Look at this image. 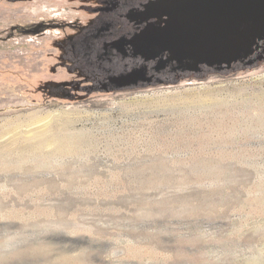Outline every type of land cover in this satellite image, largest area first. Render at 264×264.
Segmentation results:
<instances>
[{
    "label": "rangeland",
    "instance_id": "374dc122",
    "mask_svg": "<svg viewBox=\"0 0 264 264\" xmlns=\"http://www.w3.org/2000/svg\"><path fill=\"white\" fill-rule=\"evenodd\" d=\"M192 1L0 0V146L76 145L0 155V264H264V25Z\"/></svg>",
    "mask_w": 264,
    "mask_h": 264
},
{
    "label": "bare ground",
    "instance_id": "6f19581e",
    "mask_svg": "<svg viewBox=\"0 0 264 264\" xmlns=\"http://www.w3.org/2000/svg\"><path fill=\"white\" fill-rule=\"evenodd\" d=\"M110 143V142H109ZM114 143V142H113ZM92 145V144H91ZM111 145V144H110ZM76 145H74V143L69 142V141H65V140H58L55 139L53 137H48L45 139H32V140H20V141H11L7 144H3L0 146V155L2 154H11L12 150L18 152L19 156H22L23 158H30V159H36V158H43V159H54V158H60L59 156H65L68 154L69 151H72L73 148ZM126 147V146H125ZM133 147V146H132ZM115 149V148H114ZM84 150V149H83ZM89 150V149H88ZM87 150V151H88ZM117 150V149H116ZM121 152V151H120ZM75 153V152H74ZM81 153V152H80ZM85 153V152H84ZM89 153V152H88ZM126 153V152H124ZM108 155V154H107ZM126 155V154H125ZM68 156V155H67ZM73 156V155H72ZM76 157V155H75ZM64 158V157H63ZM62 158V159H63ZM80 158V156H79ZM78 158V160H79ZM119 158V157H118ZM64 160V159H63ZM62 160V161H63ZM82 160V159H81ZM86 160H87V156H86ZM2 161V160H1ZM6 161V160H5ZM59 161V160H58ZM28 162V160H27ZM30 162V161H29ZM36 162V161H35ZM26 163V162H25ZM33 163V160H32ZM3 164V163H2ZM35 164V163H33ZM61 164V163H60ZM78 164V163H77ZM38 165V164H37ZM83 165V164H82ZM7 166V165H6ZM9 166V164H8ZM11 166V165H10ZM35 166V165H34ZM67 166V165H66ZM73 166V165H72ZM13 168V167H12ZM48 168V167H47ZM102 168V167H101ZM37 169V168H36ZM33 169V170H36ZM78 169V168H77ZM92 169V168H91ZM38 170V169H37ZM36 170V171H37ZM51 170V169H50ZM54 170V169H53ZM21 171V170H20ZM65 171V170H64ZM74 171V170H73ZM115 171V170H114ZM77 172V171H75ZM86 172V171H85ZM108 172V171H107ZM112 172V171H111ZM55 173V172H54ZM78 173V172H77ZM114 173V172H113ZM121 173V171H120ZM70 174V172H69ZM76 174V173H75ZM81 174V173H80ZM61 175V174H60ZM65 175V174H64ZM72 175V174H71ZM74 175V174H73ZM84 175V174H83ZM65 177V176H63ZM73 178V177H72ZM81 178V177H80ZM106 178V177H105ZM108 178V177H107ZM19 179V178H18ZM113 179V178H112ZM15 180V179H14ZM63 180V179H62ZM90 180V179H89ZM116 180V179H115ZM114 180V181H115ZM157 180V179H156ZM53 181H55L53 178H49V179H42L38 180L37 182H44V183H49L50 185H53ZM85 181V180H84ZM122 181V180H121ZM16 182V181H15ZM21 182V181H20ZM34 182V181H33ZM33 182H29L32 183ZM94 182V181H93ZM112 182V181H110ZM88 183V182H87ZM90 183V182H89ZM92 183V182H91ZM78 184V183H77ZM115 184V183H114ZM25 185V183H24ZM71 185V184H70ZM76 185V184H75ZM81 185V184H80ZM90 185V184H89ZM112 185V184H111ZM5 186V185H4ZM45 186V185H44ZM69 186V185H68ZM72 187L74 185H71ZM107 186V185H106ZM109 186V185H108ZM9 187V186H8ZM60 187V186H59ZM66 187V186H65ZM70 187V186H69ZM82 187V186H81ZM91 187V186H90ZM159 187V186H157ZM86 188V186H85ZM106 188V187H105ZM123 188V187H122ZM36 189V188H35ZM68 189V188H67ZM77 189V188H76ZM12 190V189H10ZM100 190V189H99ZM121 190V189H120ZM3 191V190H2ZM43 191V190H42ZM78 191V190H77ZM102 191V190H101ZM125 191V190H124ZM5 192V191H4ZM37 192V191H36ZM41 192V191H40ZM74 192V191H71ZM84 192V190H83ZM108 192V191H107ZM26 193V192H25ZM24 193V194H25ZM29 193V192H28ZM78 193V192H77ZM115 193V192H114ZM117 193V192H116ZM119 193V192H118ZM122 193V192H121ZM14 194V193H12ZM16 194V193H15ZM32 194V193H31ZM35 194V193H34ZM84 194V193H83ZM86 194V193H85ZM110 194V193H109ZM26 195V194H25ZM33 195V194H32ZM96 195V194H93ZM105 195V194H104ZM113 195V194H112ZM159 195V194H158ZM61 196V195H60ZM115 196V195H114ZM22 197V196H21ZM35 197V196H34ZM42 197V196H40ZM49 197V196H48ZM53 197V195L51 196ZM90 197V196H89ZM99 197V196H98ZM116 197V196H115ZM160 197V196H159ZM3 198V197H1ZM26 198V196H25ZM38 198V197H35ZM44 198V196H43ZM96 198V197H94ZM21 199V198H20ZM106 199V197H105ZM113 199V198H112ZM4 200V199H3ZM36 200V199H35ZM41 200V199H40ZM17 201V200H16ZM19 201V200H18ZM39 201V200H38ZM122 200H118L117 202L120 203ZM1 202V201H0ZM43 202V200H42ZM41 202V203H42ZM31 203V202H30ZM35 203V202H33ZM80 201L73 199V197H69V196H65V198L63 199H59L56 198L55 200H49V202L47 203L44 202L42 204L39 205V209L48 213V216L51 217L52 220L51 224H53L54 226H52L54 229H52L54 232H58L57 229H62V228H69L71 229L72 226L69 225L66 222V218H67V214H69V212L73 209V207H77L80 206ZM5 204V203H4ZM32 204V203H31ZM117 204V203H116ZM148 204V203H147ZM154 204V203H153ZM156 204V202H155ZM19 206V205H18ZM25 206V205H24ZM91 206V205H90ZM108 206V205H107ZM110 206V205H109ZM115 206V205H114ZM88 207V206H87ZM97 208V207H96ZM112 208V207H111ZM114 208V207H113ZM152 208V207H151ZM30 209V208H29ZM86 209V208H85ZM107 209V208H106ZM76 210V209H75ZM143 210V209H142ZM84 211V210H83ZM88 211V210H87ZM98 211V210H97ZM103 211V210H102ZM116 211V210H115ZM138 211V210H137ZM72 212V211H71ZM75 212V211H74ZM101 212V211H100ZM99 212V213H100ZM124 212V211H123ZM91 213V212H90ZM98 213V212H97ZM126 213V212H125ZM143 213V212H141ZM153 213V212H152ZM118 214V213H117ZM144 215V214H143ZM100 217V216H99ZM114 217V216H113ZM79 218V217H78ZM96 218V217H95ZM94 218V219H95ZM144 218V217H143ZM111 222V224L115 225L116 227L118 226H124L123 221H125V218L122 217L120 220L116 219L115 217L110 218L109 220ZM87 223V222H86ZM88 223H92V222H88ZM56 226V228H55ZM75 227V226H74ZM94 230L96 232H98V234H105V235H109L111 232L110 229H112L111 227H109L107 225V227H103V226H99V225H93ZM90 229V227H88V230ZM57 230V231H56ZM86 231V230H84ZM63 262H66V258H62Z\"/></svg>",
    "mask_w": 264,
    "mask_h": 264
},
{
    "label": "water",
    "instance_id": "95a60500",
    "mask_svg": "<svg viewBox=\"0 0 264 264\" xmlns=\"http://www.w3.org/2000/svg\"><path fill=\"white\" fill-rule=\"evenodd\" d=\"M184 10L209 20L221 18L231 26L232 23L242 25L249 22L251 25H264V0H193L186 4Z\"/></svg>",
    "mask_w": 264,
    "mask_h": 264
}]
</instances>
